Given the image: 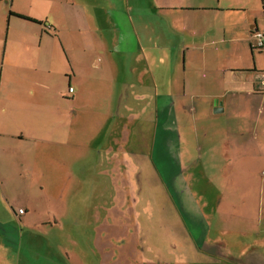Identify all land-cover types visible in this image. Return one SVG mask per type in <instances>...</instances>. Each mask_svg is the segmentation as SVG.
Instances as JSON below:
<instances>
[{"label": "crops", "instance_id": "0c3cea01", "mask_svg": "<svg viewBox=\"0 0 264 264\" xmlns=\"http://www.w3.org/2000/svg\"><path fill=\"white\" fill-rule=\"evenodd\" d=\"M256 30L264 31V0H0V249L14 241L13 218L25 226L34 221L27 214L35 188L48 189L53 199L59 185L73 180L67 170L76 159L78 121L85 117L92 137L100 126L89 116L97 122L98 115L143 119L140 174L157 176L156 155L163 153L172 201L175 180L192 179L184 164L195 158L203 164L201 178L219 181L213 199L197 203H213L220 218L251 227L253 203L247 195L231 196L228 182L256 165L264 214V49L255 45ZM157 132L164 133V152ZM60 159V171L51 174ZM177 163L179 172H170ZM216 165L218 173L208 176ZM50 174L53 183L46 181ZM181 187L192 197L188 185ZM12 196H26V209ZM184 202L177 205L186 214L189 242L198 252L217 254L218 246L205 248L210 229ZM102 211L108 210L98 209L93 226L85 216L55 215V222L91 225L95 238L104 239Z\"/></svg>", "mask_w": 264, "mask_h": 264}, {"label": "rangeland", "instance_id": "374dc122", "mask_svg": "<svg viewBox=\"0 0 264 264\" xmlns=\"http://www.w3.org/2000/svg\"><path fill=\"white\" fill-rule=\"evenodd\" d=\"M89 119L100 127L97 131L94 129L92 137L86 136L85 117L78 121L77 147L71 150L76 159L70 160L67 170L74 174V178L69 184L61 186L57 182L59 196L54 195L51 199L48 189L43 192L36 188L30 195L31 202L26 196H12L17 204L23 203L25 209L29 201L31 211H28L27 216L32 214L34 221L25 226L17 218L12 219L14 241L0 249V264H264V214L257 196L263 179L256 165L236 170L237 178L228 182L231 196L247 195L248 201L254 204L247 210L252 224L247 227L239 222L243 219L220 218L213 203L207 206L204 201L197 203L196 200L204 197L208 201L212 200L214 196L211 193L217 191L219 181L204 175L201 178L197 167L203 164L195 158L184 164L185 172L192 179L178 177L175 180L178 193L174 201L168 197L174 191L167 180V171L164 172L162 168L166 169V165L160 163L165 162L163 153L156 155L157 176L153 173L145 176V171L143 175L140 174L145 166L142 164L144 148L139 139L141 117L127 118L122 114L107 121L100 115L97 122L92 116ZM107 124L108 128L105 126ZM111 124H114L113 127ZM156 135L164 152L161 143L164 133L157 132ZM105 136V145L99 149ZM100 151L103 153L102 161ZM60 162L61 159L51 174L60 171ZM140 167L141 170H138ZM230 167L233 172L234 167ZM49 168L51 166L46 160L44 171L49 172ZM181 168V163L171 165L170 172H179ZM214 168L208 176L217 174L220 166ZM239 172H247L245 175L248 179L239 178ZM51 174L47 179L44 178V182L45 179L54 182ZM91 177L92 180L89 179ZM187 185L192 190V197H187L181 187ZM203 186L209 189V196L204 195ZM198 191L200 197L197 196ZM183 198L187 201L184 203L188 205V210L196 218L194 220L205 223V228L210 229L207 240L211 243L206 240L205 248L218 246L217 254L207 255L196 251L197 245L192 243L189 230L183 224L186 214L178 207ZM221 205L222 211L227 210V202ZM83 206L89 209L86 213L79 212ZM100 207L108 210L107 213L102 211L101 230L106 233L104 239L103 236L95 238L98 229L91 228V225L78 228L71 227L69 222L65 226L55 222L59 216L70 218L72 215L74 219L85 216L92 220L93 226ZM218 215L219 220L215 222Z\"/></svg>", "mask_w": 264, "mask_h": 264}, {"label": "built area", "instance_id": "2783aa9c", "mask_svg": "<svg viewBox=\"0 0 264 264\" xmlns=\"http://www.w3.org/2000/svg\"><path fill=\"white\" fill-rule=\"evenodd\" d=\"M253 37L255 39V45L257 48L264 49V31L262 30H256L254 31ZM263 86H264V81H263ZM71 91H74V88H70ZM263 176H264V171H263ZM20 213H24V210L21 209Z\"/></svg>", "mask_w": 264, "mask_h": 264}, {"label": "trees", "instance_id": "16d2710c", "mask_svg": "<svg viewBox=\"0 0 264 264\" xmlns=\"http://www.w3.org/2000/svg\"><path fill=\"white\" fill-rule=\"evenodd\" d=\"M21 209H23V208H21ZM21 209H20V210H21ZM20 210H19L18 212H20ZM23 210L25 211V209H23Z\"/></svg>", "mask_w": 264, "mask_h": 264}]
</instances>
